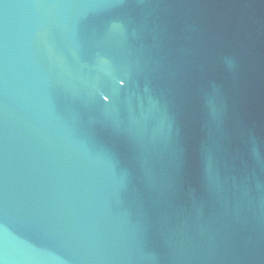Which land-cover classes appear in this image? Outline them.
Wrapping results in <instances>:
<instances>
[{
	"label": "water",
	"instance_id": "95a60500",
	"mask_svg": "<svg viewBox=\"0 0 264 264\" xmlns=\"http://www.w3.org/2000/svg\"><path fill=\"white\" fill-rule=\"evenodd\" d=\"M0 264H264V0H0Z\"/></svg>",
	"mask_w": 264,
	"mask_h": 264
}]
</instances>
